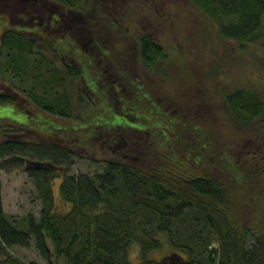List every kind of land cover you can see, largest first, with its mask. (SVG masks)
Masks as SVG:
<instances>
[{
	"label": "trees",
	"instance_id": "obj_1",
	"mask_svg": "<svg viewBox=\"0 0 264 264\" xmlns=\"http://www.w3.org/2000/svg\"><path fill=\"white\" fill-rule=\"evenodd\" d=\"M188 1L216 24L221 39L241 48L264 40V0ZM106 2L0 0V19L15 15L22 21L7 26L0 35V107L12 105L27 115L35 108L45 116L71 121L70 130L82 133L83 143L95 136L93 132L109 133L117 150L131 143L145 151L146 143L129 140L133 132L145 136L157 129L167 138L185 124L180 118H166L159 109L149 108L150 104L148 110H139L119 99L124 101L119 112L104 101L99 115L116 116L125 109H137L149 118L146 127L133 128L119 121L100 128L94 122L99 115L91 118L90 109H85L105 99L99 93L103 74L95 73L93 59L103 55L115 68L108 54L121 43L129 44L128 36L113 44L112 35L103 33L101 19H106L105 27L116 28L119 23ZM134 24L122 28L127 33L132 25L135 29ZM137 35L134 32L138 41L135 62L152 72L165 59L164 49L149 35ZM78 82H83L81 89ZM129 84L142 91L132 90V95L149 102L142 84ZM120 88L116 82L112 85L115 94L119 95ZM86 94L93 99L84 102ZM222 98L229 121L237 128H248L264 117V101L253 89L236 88ZM77 107L83 108L80 115ZM37 126L61 130L46 119ZM88 129L90 134L84 136ZM28 131L24 125L0 121V158L8 160L4 165L10 168L23 167L41 204L37 219L32 215L8 218L2 208L0 182V264H38L13 254L14 249L28 248L31 243L44 264H130L132 244L138 247V264H264V189L254 185L250 166L222 156L221 149L217 162L208 163L209 173L201 172L197 158L189 162L185 149L181 155L173 151L156 154L155 166L146 164L148 156L142 151L145 156H139V162L110 160L95 175H65L59 195L70 208L58 214L52 182L66 171L65 162L73 155L54 142L31 140ZM188 134L193 137V149L207 150L200 127L192 126ZM164 246L167 255L154 262L152 254Z\"/></svg>",
	"mask_w": 264,
	"mask_h": 264
},
{
	"label": "rangeland",
	"instance_id": "obj_2",
	"mask_svg": "<svg viewBox=\"0 0 264 264\" xmlns=\"http://www.w3.org/2000/svg\"><path fill=\"white\" fill-rule=\"evenodd\" d=\"M106 3L111 6L112 14L119 23L116 28L107 25L105 27L106 19H101L103 33L112 35L110 41L113 44L127 40L128 36L129 44L121 43L118 49L108 54L116 69L108 65L103 55H97V58L93 59L95 73L103 74L99 93L104 94L105 99L96 101L94 107L85 108L90 109L87 114L91 118L94 114L99 115L103 111L104 101H108L112 111L118 112L124 104L122 100L137 106L139 110L147 108L150 104L152 107L149 108L159 109L168 119L180 118L185 128L178 127L172 134L169 133L167 138L162 137L161 130L157 129L150 130L145 136H138L133 132L128 137L130 141L136 143L140 140L146 143V164L155 166L158 161L156 154H171L170 151H173L181 155L182 152L189 151L184 157H188L189 162L197 158L201 161V172L209 173L208 163L217 162L219 148L222 150V156L224 154L236 161L235 163L250 166L248 168L253 172L254 185L264 189V117L248 128H237L230 123L222 100L223 94L233 89L250 88L257 91L264 101V40L241 48L234 42L221 39L217 34L216 24L205 18L188 0H107ZM132 22L135 23V29H132V25L126 33L122 27H129ZM21 23L15 15L0 19V35L7 26ZM134 32L138 33V37L140 34L149 35L163 47L165 59L159 62L158 67L154 68L155 71L147 72L135 62L138 41L137 37L134 38ZM135 80L143 85L147 94L149 93V102L138 100L137 95H132V90L136 93L142 92L140 88L136 89V86L134 88L129 84L133 82L138 85ZM115 82L121 87L119 95L112 90ZM81 87L83 82H78L77 88ZM140 96L146 98L144 95ZM87 98L93 99L92 94L83 95L84 102ZM119 99H122L121 102ZM82 109L77 107V114L81 113L78 111ZM29 114L12 105L0 107V121L11 125H24L26 130L30 129L27 135L31 140L37 143L54 142L57 147L65 149L66 152L70 151L73 155L65 162L66 171L59 173L52 182L54 211L58 214H65L70 208L59 195V186L65 175L92 176L102 171L106 161L124 159L139 162V156H145L142 146L138 144L129 143L127 149L117 150L112 143L114 138L109 133L93 132L95 136L83 143L80 140L82 133L73 134L70 130L71 121L45 116L35 108L30 109ZM144 114L137 109L133 112L125 109L116 116H106L102 113L96 116L94 122L100 128L110 125V122L119 121L133 128H143L146 127L144 122L148 123L149 120ZM42 119L61 130L38 127L37 122ZM72 122L74 123V120ZM192 126L202 130L203 140H207V150L193 149L194 140L188 134ZM87 134H90V129L84 131V136ZM136 155L138 156L134 160ZM5 162L8 160L0 158L3 212L12 219L25 215H32L37 219L41 204L34 183L28 178L23 167L10 168L4 165ZM167 250L168 247L164 246L161 251L153 253L151 259L154 262L160 261L167 255ZM13 254L26 262L44 264L32 243L28 248L14 249ZM128 260L130 264L140 262L136 244L130 246Z\"/></svg>",
	"mask_w": 264,
	"mask_h": 264
},
{
	"label": "water",
	"instance_id": "obj_3",
	"mask_svg": "<svg viewBox=\"0 0 264 264\" xmlns=\"http://www.w3.org/2000/svg\"><path fill=\"white\" fill-rule=\"evenodd\" d=\"M32 166H35V167H43L44 165L43 164L32 163ZM48 167H50V166H48Z\"/></svg>",
	"mask_w": 264,
	"mask_h": 264
}]
</instances>
